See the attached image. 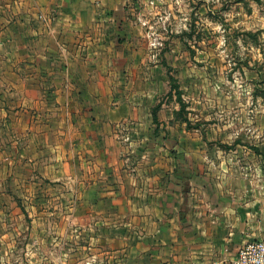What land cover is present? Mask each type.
Listing matches in <instances>:
<instances>
[{"label":"crops","instance_id":"crops-1","mask_svg":"<svg viewBox=\"0 0 264 264\" xmlns=\"http://www.w3.org/2000/svg\"><path fill=\"white\" fill-rule=\"evenodd\" d=\"M147 7L0 0V225L55 187L79 232L122 239L109 264H236L264 239V108L158 101Z\"/></svg>","mask_w":264,"mask_h":264},{"label":"rangeland","instance_id":"rangeland-1","mask_svg":"<svg viewBox=\"0 0 264 264\" xmlns=\"http://www.w3.org/2000/svg\"><path fill=\"white\" fill-rule=\"evenodd\" d=\"M147 5L143 16L153 32V55L146 63L158 65L156 78H167L158 101H260L258 108H264V0H147ZM213 108L216 104L210 108L214 114ZM56 191L46 187L33 208L24 201L2 203L3 213L12 217L0 225V264H41L42 259L109 264L121 257V251L106 248L121 247L122 239L106 240L102 228L98 238L79 232L76 228L90 227L93 218L75 219L74 201L59 203ZM34 210L38 214L29 217Z\"/></svg>","mask_w":264,"mask_h":264},{"label":"built area","instance_id":"built-area-1","mask_svg":"<svg viewBox=\"0 0 264 264\" xmlns=\"http://www.w3.org/2000/svg\"><path fill=\"white\" fill-rule=\"evenodd\" d=\"M235 263L264 264V239L250 240L242 245L237 251Z\"/></svg>","mask_w":264,"mask_h":264},{"label":"trees","instance_id":"trees-1","mask_svg":"<svg viewBox=\"0 0 264 264\" xmlns=\"http://www.w3.org/2000/svg\"><path fill=\"white\" fill-rule=\"evenodd\" d=\"M169 79L171 81L172 86L177 89L176 92L178 93V84L176 83V79L171 74H169ZM158 107H159V104H157L156 106H154L153 109H152V111H151V114L153 116V120L156 119L155 114H156V110L158 109Z\"/></svg>","mask_w":264,"mask_h":264}]
</instances>
